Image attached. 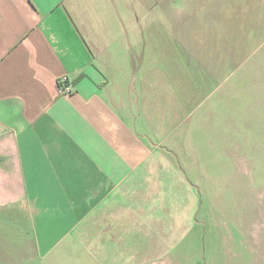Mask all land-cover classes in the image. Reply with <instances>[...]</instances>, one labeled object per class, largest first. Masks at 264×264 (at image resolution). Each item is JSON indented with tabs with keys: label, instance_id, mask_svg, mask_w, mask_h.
I'll return each mask as SVG.
<instances>
[{
	"label": "crops",
	"instance_id": "1",
	"mask_svg": "<svg viewBox=\"0 0 264 264\" xmlns=\"http://www.w3.org/2000/svg\"><path fill=\"white\" fill-rule=\"evenodd\" d=\"M149 6L0 0V215L36 264L199 253L196 151L211 146L196 134L213 114L187 110L202 81L182 77L181 48L165 58Z\"/></svg>",
	"mask_w": 264,
	"mask_h": 264
},
{
	"label": "rangeland",
	"instance_id": "2",
	"mask_svg": "<svg viewBox=\"0 0 264 264\" xmlns=\"http://www.w3.org/2000/svg\"><path fill=\"white\" fill-rule=\"evenodd\" d=\"M149 12L165 58L181 48L182 77L202 81L187 110L213 114L212 131L196 134L211 146L195 160L200 254L192 246L169 262L264 264V0H150ZM0 216V264H36L22 231Z\"/></svg>",
	"mask_w": 264,
	"mask_h": 264
},
{
	"label": "built area",
	"instance_id": "3",
	"mask_svg": "<svg viewBox=\"0 0 264 264\" xmlns=\"http://www.w3.org/2000/svg\"><path fill=\"white\" fill-rule=\"evenodd\" d=\"M67 83V77L62 76L58 79V88L61 93L68 94L72 92V88L66 84Z\"/></svg>",
	"mask_w": 264,
	"mask_h": 264
},
{
	"label": "bare ground",
	"instance_id": "4",
	"mask_svg": "<svg viewBox=\"0 0 264 264\" xmlns=\"http://www.w3.org/2000/svg\"><path fill=\"white\" fill-rule=\"evenodd\" d=\"M258 248V247H257Z\"/></svg>",
	"mask_w": 264,
	"mask_h": 264
}]
</instances>
